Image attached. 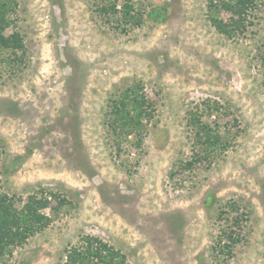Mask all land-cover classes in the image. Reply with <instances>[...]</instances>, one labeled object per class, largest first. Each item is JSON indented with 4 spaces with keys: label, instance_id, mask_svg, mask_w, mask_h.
I'll list each match as a JSON object with an SVG mask.
<instances>
[{
    "label": "rangeland",
    "instance_id": "obj_1",
    "mask_svg": "<svg viewBox=\"0 0 264 264\" xmlns=\"http://www.w3.org/2000/svg\"><path fill=\"white\" fill-rule=\"evenodd\" d=\"M101 1L16 0L4 31L16 29L24 49L0 53V191L50 187L70 207L0 264H62L86 236L129 264H264V3L227 38L208 22L207 0H132L145 20L126 32L104 22ZM135 79L153 118L139 147L117 156L109 93ZM189 111L230 146L172 179L200 147ZM231 200L247 220L226 258L215 246Z\"/></svg>",
    "mask_w": 264,
    "mask_h": 264
},
{
    "label": "trees",
    "instance_id": "obj_2",
    "mask_svg": "<svg viewBox=\"0 0 264 264\" xmlns=\"http://www.w3.org/2000/svg\"><path fill=\"white\" fill-rule=\"evenodd\" d=\"M261 3L264 0H207L206 17L218 33L232 38L248 29V25L252 24V11ZM16 5V0H0V53L24 49L23 37L16 29L4 33L7 27H12L14 17L11 18V15ZM221 10L229 14L226 19L220 17ZM97 11L104 22L123 32L139 27L145 20L141 6L137 7L132 0H102L97 3ZM161 13V10L151 9L148 16L154 14L158 18ZM262 47L258 56L264 71V43ZM116 88L109 93L105 124L114 136L117 156H121L124 145L139 147L153 118L154 108L153 103L147 100L140 80L135 79ZM220 108L214 101L212 107L208 105L207 116H214ZM202 117L203 113L189 111L186 124L193 132L194 145L200 147L189 159L173 165L169 171L172 179L177 170H191L195 162L208 160L209 156H215L218 151L230 146L227 134L224 132L221 135L217 125L202 121ZM66 196L63 190L41 186L26 192L25 198L17 193L0 191V260L8 259L17 247L23 246L29 237L44 229L54 216L67 211L70 201ZM228 207L236 213L222 228L215 246L217 252L226 258L232 256L233 247L241 240V224L247 220L244 211L237 213L240 204L231 200ZM63 256L62 264H129L121 251L96 236H86L79 245L66 249Z\"/></svg>",
    "mask_w": 264,
    "mask_h": 264
}]
</instances>
